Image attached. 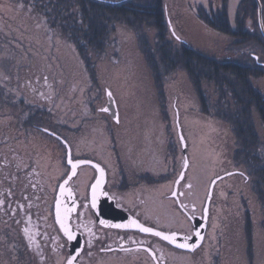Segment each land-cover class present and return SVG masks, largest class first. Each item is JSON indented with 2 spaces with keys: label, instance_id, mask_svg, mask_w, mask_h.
Returning <instances> with one entry per match:
<instances>
[{
  "label": "rangeland",
  "instance_id": "obj_1",
  "mask_svg": "<svg viewBox=\"0 0 264 264\" xmlns=\"http://www.w3.org/2000/svg\"><path fill=\"white\" fill-rule=\"evenodd\" d=\"M72 1L66 4L68 13L60 15L56 4L62 0H0V70L4 71L1 63L8 61L14 51L11 47L16 46L21 49L16 54L26 51L33 57L35 70L46 67L48 73V68L59 63L66 75L59 72L57 83L51 78L43 82L40 77L34 82L37 89L23 96L11 85V78L0 77V189H12L11 200L0 193V264H64L67 256L65 249L51 254L42 239L44 232L47 239H54L51 195L69 173L65 146L42 128L67 140L73 157L95 159L106 166L104 188L120 198L121 206L155 219L154 226L172 231L171 235H194L191 220L171 198L185 165L181 131L189 165L186 177L179 182L180 190L197 213L205 207L215 176L236 169L242 174L216 182L202 245L189 253L165 243L159 249L160 260L164 264H264V157L259 164L260 177L248 171L237 156L240 141L231 120L223 116L224 109L216 112L218 100L225 96L211 81L204 82L202 94H198L186 71L165 68L159 61L166 53L172 56L168 41H174L175 48L180 47V41L189 43L197 52L218 60L251 61L250 44L215 31L198 15L214 9L219 0H164L165 43L158 41L153 27L142 26L139 31L123 22L114 24L103 52L97 47L89 50L92 63L82 57L78 33L71 31V26L77 25L73 13L78 8ZM144 41L155 50L157 57L152 60L157 65L141 51ZM258 51L264 58V51ZM60 82L61 90L57 88ZM252 83L257 90L261 89L258 85L264 88V78ZM109 91L120 113L118 123L101 110L107 105ZM255 126L263 146L264 127L258 116ZM32 163L37 171L26 177L23 169L33 167ZM88 170L75 178L84 197L89 196L93 182L94 172ZM187 183L191 185L188 188ZM26 184L30 188L23 192ZM30 189L34 191L28 200L35 206L31 211L24 199ZM91 213L86 211L80 221H95ZM100 226L93 227V232L104 236ZM59 240L54 244L61 246ZM92 242L95 246L99 243ZM94 251L83 252L81 262L154 264L137 251L110 256L89 253Z\"/></svg>",
  "mask_w": 264,
  "mask_h": 264
},
{
  "label": "trees",
  "instance_id": "obj_2",
  "mask_svg": "<svg viewBox=\"0 0 264 264\" xmlns=\"http://www.w3.org/2000/svg\"><path fill=\"white\" fill-rule=\"evenodd\" d=\"M68 1L62 0V3L56 4L60 10V15L68 13L66 8ZM72 2L78 8L75 14L73 13L77 25L75 28L71 26L73 28L71 31L78 33V42L81 44L77 46L80 48L82 57L85 56L90 63H92L89 55L91 47H97L98 51L103 52L102 49H104V45L109 39L110 27L121 22L133 25V27L136 26L139 31H142L140 29L142 26L153 27L158 33V41L160 43L168 41L165 37L168 25L164 21V0H73ZM239 2L238 12L243 11L246 16L250 11V6L252 4L255 5L254 0H240ZM198 15L203 20L202 13L200 12ZM66 16L63 21H66L69 17L68 14ZM213 19L205 23L215 31L228 34L229 37L234 38L238 43L239 41L244 42V45H249L252 41L250 40V31H247L248 29L245 26L246 20L238 18L235 24L239 26L236 27L235 24H232L227 12L222 13L218 17H213ZM168 42L172 56L167 53L164 56L161 55L159 61L162 66L176 70L181 68L186 71L188 77L192 79L191 81L196 87L198 94L204 89V82L209 84L211 81L216 85L217 90L225 96V98L222 96L225 100H218L216 112L220 114L224 109L225 115L223 114V116L228 117L235 128L236 136L240 141L237 156L244 160L242 163L248 167V171L258 174L260 177L259 164L263 161L264 145H260L261 140L258 127L255 126V116H258V118L259 115L262 116L263 114L264 116V102L261 107L259 105L261 95L252 83L258 76L257 72H255L253 59L251 58V61L246 63H240L232 59L218 60L197 52L189 43L180 41V47L175 48L174 41ZM11 48L14 51L9 54L8 61L5 60V62L1 63L2 65L5 64V68H3L4 71L1 72L0 77H2V80H4V77L11 78V85L19 96H23L26 92L32 93L37 89L35 83L40 77L43 78V82L47 78H51L52 82L57 83V78H60L59 72L66 76L59 63L57 65L53 64L51 68H48L50 69L48 73L46 67H38L35 70L36 61L26 51H24V54H16V51H21V49L16 46ZM141 51L148 56V61H151L153 65L156 64L153 61L157 57L154 54L155 50L148 42L144 41ZM25 53L30 57L29 60H26ZM51 62L53 63V60ZM27 64H32L33 67L26 66ZM63 87L60 82L57 88L61 90ZM159 88L161 92L164 90L161 82L159 83ZM200 97L204 99L206 96ZM229 97L230 99L226 101ZM204 107L208 108V102L205 101ZM14 168L18 167L15 166Z\"/></svg>",
  "mask_w": 264,
  "mask_h": 264
},
{
  "label": "flooded vegetation",
  "instance_id": "obj_3",
  "mask_svg": "<svg viewBox=\"0 0 264 264\" xmlns=\"http://www.w3.org/2000/svg\"><path fill=\"white\" fill-rule=\"evenodd\" d=\"M239 1L240 0H219L218 4L215 5L214 9L210 8L211 10L210 9H208V11L204 10V13L202 14V17H203L202 21H204V23L205 22L207 23L208 20H210V19L214 20L213 17H218V16L222 15V13H224V12H227V15L230 16L232 24H235V22L238 20V18H242L243 20H246L245 26L248 29L247 31H250V34H251L250 40H252L250 42V49L252 51L251 57H252L253 62H254L255 72H257V75H258L257 80L259 82L264 78V58H262L260 56L259 51H258L260 49L264 51V35L262 33V29H260L259 18H258L259 7H258L257 0H254L255 5L252 4L250 6V11L246 16L245 12H243V11L238 12V9H239L238 4L240 3ZM260 3H261V7H262L261 18L263 19V28H264V0H260ZM235 26L238 27L239 25L235 24ZM30 66H32V65H30ZM1 72L2 71L0 70V74H2ZM258 86L261 87V89H258V91H259V94L261 95V99L259 100V105H261V107H262V103L264 102V88L262 87V85H258ZM20 102H21V100L19 98L18 103H20ZM103 112L106 113L108 116H110V118H112V116L110 115L109 112H106V111H103ZM261 114H262V109H261ZM260 116L261 115H259L260 125L264 127V120L262 118L263 114L261 117ZM119 117H120V113H119ZM72 157H73V155H72ZM73 158L75 160L86 159V160L97 161L98 163H100L98 160H95V159L93 160V159H89L86 157H73ZM32 164H33V167H28V165H27V167L23 169L24 170L23 175H26V177L30 176V174H31L30 171H32V172L37 171V165H34V163H32ZM100 164L107 171V167L104 166L102 163H100ZM84 169H89L90 171L94 172V174L92 175V177H93L92 181L93 182L95 181V176L97 174L96 167H93L89 164H84V166H80L77 174L75 175V177L72 178V180L68 184L70 189L72 190V193L65 194V196L63 197V200H62L63 204H62V210H61V212L63 214H61V216L59 215L58 217L56 215V217H55V212L52 211L53 212V219H52L51 223H52L53 230H51V232L53 235L55 234L54 239L53 238H51L52 240L47 239V234H45V232L43 233V235H44L42 238L43 244H45V246L48 248V250H50L51 254H54L55 253L54 251L56 249L58 252L63 253L62 250L65 249L67 256L65 258L64 264L67 263V261L70 257L69 254H70L71 244H70L69 240L67 239V237L64 235V233L62 231V227H61L62 223L60 222V221H64V219L67 218L68 221L71 223L72 228H74L75 230L76 229L79 230L83 234V238H84L85 245L83 247V251L81 252V256L78 259V264H84L81 262L80 258L85 254L86 251L87 252L88 251H94L95 249H97V250H95L94 252H89V253H96V251H98V253L106 254V255L110 256L112 254H120V253L121 254H131V252L137 251V252H140L143 255V257L146 256V258L149 257V259H152V262H154V264H164L165 261L160 260L161 255H160L159 249L164 248V245L166 242L164 240H161L160 238H158L156 235H154V234L151 235L145 231L122 230V229H111V228L106 229V228H104L98 224V221H96V216H95V213L93 210L92 200L90 198V189L89 188L93 182L89 185V188H88L89 189V196H87V197L86 196L84 197L80 193V189H78V187L75 183V180H76L75 178H77L78 175L81 173V171H83ZM69 171H70V168H69ZM186 172L184 173L185 174L184 177H186ZM231 172H235V174H233V175L242 174V171H239L237 169L233 170ZM107 173H108V171H107ZM67 176H68V174L65 175V177H63V180L60 182V184L65 180V178ZM184 177L182 178L180 183L184 180ZM79 179L81 181V178H79ZM59 185L56 187V191L53 192L51 195V199H52V201H54V203H52V204H55V202H56L55 199H56V194H57ZM28 186L29 185H27V184L25 185L23 192L27 191L30 188V187L28 188ZM180 186H181V184L179 185V188H177L176 196L171 197V198L175 199L176 204L179 206L180 210L183 213H185L187 215V217H189V219H190V217L193 218L195 215H203L204 208L202 210L199 209V212L197 213L193 209V206H189L186 203L185 199L183 198L184 197V195H183L184 191L180 190ZM190 186L191 185L189 183H187V188ZM11 190L12 189L10 187H7V186L5 187V190L0 189V193H4V195L7 196V198L5 200H7V199L11 200V198H9L10 194H11ZM106 190H107V194L103 195L99 199L97 198V203H98L97 205L100 206V208L103 209L106 213L109 212L110 214H112V216H115V217L119 216L118 209L114 208L113 207L114 205L111 203V199H114L115 204H116L115 206L116 207L119 206L121 209H123L124 213L130 212L131 215H133L134 217H136L137 219L142 221L148 227L155 228V229L160 228V230H161L160 226L159 227L154 226L152 220H155V219H152V220L148 219L145 215H143L141 213L139 214L136 211H134L133 209L121 206L122 202L120 203V198L116 197L113 193H111L110 189L108 190L106 188ZM32 191H34V189H30L29 197H27V198L24 197L25 202H27L26 205L28 206V204H29V206H30L29 207L30 211L35 207V206L33 207V205L31 204L32 203L31 200H28L32 196L31 195ZM1 198H3L2 201L4 203V197L1 196ZM9 200H8V202H9ZM74 201L77 202L75 212L72 211L73 213L68 216L66 214V211L71 207V205L74 203ZM12 205H14V204L12 203ZM15 209H16V206H15ZM189 210L192 212L190 213ZM86 211L90 212V213H91V211H93V214L91 213V215L94 216L93 218L95 221H93L92 223H88V222L85 223V221L84 222L80 221V219H84V214L86 213ZM197 220H199V219H197ZM209 220H210V216H209ZM209 220H208V222H209ZM97 225L100 226V228L104 232H106V234L104 236H102L100 234H94L93 227H97ZM192 226L194 227L193 223H192ZM163 230H165V229H163ZM165 231L172 233V231H168V230H165ZM177 234H180V233H177ZM184 236L191 237L192 235L191 234H185ZM92 238H95V240H93ZM108 238H109V241H108ZM58 239H60L59 243L61 244V246L54 244L55 242L58 241ZM105 239H107V241H105ZM96 240L99 241V243L95 246V243H93L92 241L95 242ZM48 241H51L52 243H50ZM90 242H92L93 244L91 245ZM149 250L154 251L155 257H153L151 251H149ZM83 252H84V254H83ZM189 253H194V252H189Z\"/></svg>",
  "mask_w": 264,
  "mask_h": 264
},
{
  "label": "water",
  "instance_id": "obj_4",
  "mask_svg": "<svg viewBox=\"0 0 264 264\" xmlns=\"http://www.w3.org/2000/svg\"><path fill=\"white\" fill-rule=\"evenodd\" d=\"M258 3V7H259V12H258V18H259V26L260 29H262V33L264 35V28H263V19L261 18L262 15V7H261V3L260 0H257ZM109 93H111L110 91L107 92V98H108V105L106 107H104L103 109H107L106 112H109L110 115L112 116L113 120L118 122L119 120V111L117 110V104L116 101L114 99V97L112 96V94L109 96ZM181 141L183 142V146H182V150L186 156L185 159V165L182 168L181 171V175L180 177L177 179L175 185V190L173 192V196H176V191L178 188V183L182 180V178L184 177V172L186 171V169L188 168L189 162L187 159V152H186V143L185 141H183V137L181 135ZM62 142L64 143V145L67 147V164L68 166L71 168V171L69 173V175L65 178V180L61 183V185L59 186V191L57 194V198H56V204H55V212L57 217L61 214H63L61 212L62 210V204H63V197L65 196V194H69L72 193V190L70 189V187L68 186V183L70 182V180L73 178L74 175H76L78 169L80 166H83L84 164H90L93 167H96L97 169V175H96V179L94 181V183L91 186V193H90V198L92 200V204H93V210L95 211V215H96V221H98V223L105 228H114V229H124V230H137V231H144V228H150L152 229V231H145L149 234H154L156 235L157 232L161 233V235H156L158 238H160L161 240H165L167 243L171 244L172 246H175L181 250H188L191 252L196 251V248H198L199 246L202 245L203 241H204V236L207 230V221H208V214H209V209H210V202L211 199L213 197V191L216 185V182L218 180H220L221 178L225 177V175L222 176H218L215 177V179H213L211 181V186L209 188V192H208V197L206 199L205 202V208H204V217L202 218L201 216L198 217V221H195V232L194 235L191 237H187V236H183L180 234H174L171 235L170 233H167L166 231H161L159 229H155V228H151L148 227L146 225H144L142 222L140 223V221L138 219H136L135 217H133L131 214H126L123 211H121L120 209H118L119 211V216L115 217L112 216V214H110L109 212L106 213L103 209L100 208V206H98L97 204V198H101L103 195L107 194L105 191V184L107 181V177H106V171L103 169V167L101 165H99L98 163H96L95 161L92 162L90 160H73L72 154H71V147L66 143L65 140L62 139ZM93 189H95V195L93 194ZM111 203L114 205L113 207H115V201L112 199ZM77 206V202L74 201V203L71 205V207L66 211V214L69 216L71 215L73 212H75ZM73 211V212H72ZM100 221H105V223H101ZM61 227H62V231L63 233L66 235V237L69 239V236L67 234V232L65 231V229H67L68 231H70L72 233V235L75 237V239H69L70 244H71V249H70V257L67 261L66 264H69V261L71 260L72 264H78V259L81 256V252L83 251V247H84V239H83V235L81 232H79L78 230H74L71 226V223L68 221L67 218L64 219V221H60ZM135 222V223H134ZM115 225H123V227H115ZM197 233L199 235H197ZM164 236H169V237H174L175 242H173L171 239H164ZM187 238V239H186ZM182 243H186L189 245H195L194 248H182L179 247V244ZM151 251V250H149ZM152 255L155 257V253L154 251H151Z\"/></svg>",
  "mask_w": 264,
  "mask_h": 264
},
{
  "label": "snow or ice",
  "instance_id": "obj_5",
  "mask_svg": "<svg viewBox=\"0 0 264 264\" xmlns=\"http://www.w3.org/2000/svg\"><path fill=\"white\" fill-rule=\"evenodd\" d=\"M110 95H111V93H109V96ZM101 110L102 111H107V109H101ZM93 194L95 195V189H93ZM100 222L101 223H105V221H100ZM115 227H123V225H115ZM143 230L144 231H152V229H150V228H144ZM65 231L67 232V234L69 236V239H75V237L72 235V233L70 231H68L67 229H65ZM156 235H161V233L157 232ZM197 235H199V234L197 233ZM164 239H166V240L167 239H171L173 242H175L174 237L164 236ZM179 247H182V248H194L195 245H189V244H186V243H182V244H179ZM69 264H72L71 260L69 261Z\"/></svg>",
  "mask_w": 264,
  "mask_h": 264
}]
</instances>
